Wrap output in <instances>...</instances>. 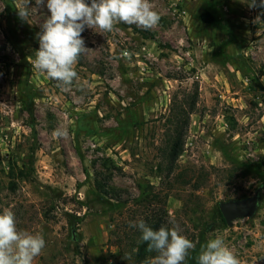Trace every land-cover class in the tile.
I'll list each match as a JSON object with an SVG mask.
<instances>
[{
	"label": "rangeland",
	"instance_id": "rangeland-1",
	"mask_svg": "<svg viewBox=\"0 0 264 264\" xmlns=\"http://www.w3.org/2000/svg\"><path fill=\"white\" fill-rule=\"evenodd\" d=\"M149 2L160 16L151 29L85 27L83 88L65 89L32 67L47 7L28 23L20 0H0V213L43 236L33 264H137L131 224L152 213L195 244L185 264L216 237L240 264H264V8ZM256 191L253 216L220 221L221 202Z\"/></svg>",
	"mask_w": 264,
	"mask_h": 264
},
{
	"label": "clouds",
	"instance_id": "clouds-1",
	"mask_svg": "<svg viewBox=\"0 0 264 264\" xmlns=\"http://www.w3.org/2000/svg\"><path fill=\"white\" fill-rule=\"evenodd\" d=\"M250 8H264V0H245ZM31 0H20L17 5L18 16L22 21L31 23L33 9L46 6L50 16L44 20L41 31L36 34L39 49L35 53L32 67L46 73L49 79L57 82L58 87L70 89L77 83L81 89L78 73L74 65L79 57L89 49L81 36L85 27L112 32L114 25L124 23L136 25L145 30L159 23L160 16L153 10L149 0H35L36 7H30ZM259 19V18H257ZM124 57L130 53L124 51ZM67 131L57 128L53 136L62 138ZM141 232V240L147 243V250L156 255L146 264H185L195 244L180 234L178 227L161 226L153 230L144 220L131 224ZM45 240L39 233L18 231L15 214L10 209L0 213V264H33L41 254ZM197 264H240L238 258L226 246L221 237L209 239L201 246Z\"/></svg>",
	"mask_w": 264,
	"mask_h": 264
},
{
	"label": "trees",
	"instance_id": "trees-1",
	"mask_svg": "<svg viewBox=\"0 0 264 264\" xmlns=\"http://www.w3.org/2000/svg\"><path fill=\"white\" fill-rule=\"evenodd\" d=\"M200 18H201V20L203 22H206V23H213L215 21L214 15L212 13H210V12H204V13H202L201 16H200ZM33 131H34V134H35L36 133V129L33 128ZM181 151H182V146H179L178 144L172 146V148L170 150V157H171V162L172 163L175 162V160L181 154ZM21 173H22V176H23L24 173L23 172H21ZM99 189L106 196H109V195H111V197L112 196H116V193H115L116 191L114 189H106V187L100 186V185H99ZM217 216L219 217L220 221L224 225L227 224L219 208H217ZM145 223L149 227L153 228V230H158L161 226L170 227V225L167 222V219L162 218L160 215H156L154 213H152L151 216L148 217L145 220ZM71 228L75 232V230H76V224H74V222H72V221H71ZM138 232H139L138 233L139 236L137 237V241H136L135 244H133L134 247L132 248V249H134V251L132 253V256H130V255L127 256V260L129 258H131V259L134 258V260H136V263L137 264H145L146 261L148 259L154 257L156 255V253L155 252H149L147 250V243L146 242H143L141 240V235L142 234H141L140 231H138ZM73 240H74V242H78L77 241L78 240V237H76V234H74ZM122 256L123 255L121 253V256L120 257L122 258ZM120 261L122 263L123 261H125V259L122 258V260H120ZM121 263L118 262L117 264H121Z\"/></svg>",
	"mask_w": 264,
	"mask_h": 264
},
{
	"label": "water",
	"instance_id": "water-1",
	"mask_svg": "<svg viewBox=\"0 0 264 264\" xmlns=\"http://www.w3.org/2000/svg\"><path fill=\"white\" fill-rule=\"evenodd\" d=\"M259 201V191H256L249 198L221 202L219 208L227 225H231L236 219L253 216L259 206Z\"/></svg>",
	"mask_w": 264,
	"mask_h": 264
}]
</instances>
